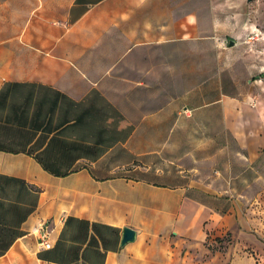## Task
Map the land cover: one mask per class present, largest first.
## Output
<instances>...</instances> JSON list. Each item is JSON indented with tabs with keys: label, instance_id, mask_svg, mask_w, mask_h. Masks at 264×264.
<instances>
[{
	"label": "crops",
	"instance_id": "1",
	"mask_svg": "<svg viewBox=\"0 0 264 264\" xmlns=\"http://www.w3.org/2000/svg\"><path fill=\"white\" fill-rule=\"evenodd\" d=\"M197 7L0 0V264H194L207 229H253L264 84L213 88Z\"/></svg>",
	"mask_w": 264,
	"mask_h": 264
},
{
	"label": "rangeland",
	"instance_id": "2",
	"mask_svg": "<svg viewBox=\"0 0 264 264\" xmlns=\"http://www.w3.org/2000/svg\"><path fill=\"white\" fill-rule=\"evenodd\" d=\"M210 2L209 16L207 8L197 7V11H205L206 15H201L197 23L196 61L210 68L213 88L220 80L224 91L243 95L248 93L249 80H260L264 84V0ZM230 40L236 43L229 46ZM216 111L213 107L212 113ZM214 138L213 135V142ZM232 149L230 146L231 154ZM234 164L232 161V166ZM261 169L263 173L264 167ZM252 200L255 211L247 210L245 216L253 220V229L237 234L226 228L219 232L207 229L203 246H198L192 254L194 264H232L233 261L234 264H264V190L261 184L253 192ZM217 203L223 207L222 200Z\"/></svg>",
	"mask_w": 264,
	"mask_h": 264
},
{
	"label": "water",
	"instance_id": "3",
	"mask_svg": "<svg viewBox=\"0 0 264 264\" xmlns=\"http://www.w3.org/2000/svg\"><path fill=\"white\" fill-rule=\"evenodd\" d=\"M252 1V0H249ZM235 44L234 40H230L229 45L232 46ZM136 238V230L127 226L123 229V238H122V245H125L128 242L134 241Z\"/></svg>",
	"mask_w": 264,
	"mask_h": 264
},
{
	"label": "built area",
	"instance_id": "4",
	"mask_svg": "<svg viewBox=\"0 0 264 264\" xmlns=\"http://www.w3.org/2000/svg\"><path fill=\"white\" fill-rule=\"evenodd\" d=\"M41 239H42V245L44 246V248H51L52 244L50 242V240H48V236H49V232L46 229V226H43L42 230H41Z\"/></svg>",
	"mask_w": 264,
	"mask_h": 264
}]
</instances>
